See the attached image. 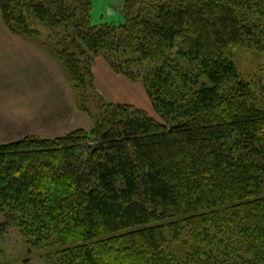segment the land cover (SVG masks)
Instances as JSON below:
<instances>
[{
    "label": "trees",
    "instance_id": "16d2710c",
    "mask_svg": "<svg viewBox=\"0 0 264 264\" xmlns=\"http://www.w3.org/2000/svg\"><path fill=\"white\" fill-rule=\"evenodd\" d=\"M123 2L115 27L92 24L91 0H0L12 34L51 32L79 97L116 56L158 118L107 103L90 130L0 145V236L48 264H264V88L231 57L264 53V0Z\"/></svg>",
    "mask_w": 264,
    "mask_h": 264
},
{
    "label": "crops",
    "instance_id": "0c3cea01",
    "mask_svg": "<svg viewBox=\"0 0 264 264\" xmlns=\"http://www.w3.org/2000/svg\"><path fill=\"white\" fill-rule=\"evenodd\" d=\"M105 69L103 94L120 100L124 96L117 94L123 92L128 100L134 84L107 65ZM78 125L90 130L91 120L78 111L58 61L41 46L12 34L0 12V145L29 135L39 137L58 126L80 130L75 129Z\"/></svg>",
    "mask_w": 264,
    "mask_h": 264
},
{
    "label": "rangeland",
    "instance_id": "374dc122",
    "mask_svg": "<svg viewBox=\"0 0 264 264\" xmlns=\"http://www.w3.org/2000/svg\"><path fill=\"white\" fill-rule=\"evenodd\" d=\"M91 2L92 24H108L110 26L115 27L125 24L127 10L125 8V3L123 2V0H91ZM140 6L141 5L137 3L128 12L134 15L135 13H137V10L140 8ZM37 29L42 34L41 38H33L29 40L24 38L22 39L32 42L33 44H37L38 46H41L45 50V52L51 55V53H49L44 48L45 42H53L52 39H50L51 32L47 30V28H45L43 25L37 26ZM52 57L55 59L54 56ZM231 57L236 63L237 69L241 77L250 82L253 86H255L256 89L262 90L264 88V53H261L256 49L238 47L237 49L233 50V54H231ZM115 61H117L116 56H106L105 58L104 56L100 55L95 58L91 69L94 90L91 88H86L84 92V97H79L75 93L73 87L67 82L72 92L75 94V102L78 111L85 113L89 117L92 126V116H94L95 119L98 118V116H101V114L104 113L103 109L105 108V105L107 103H121V101L124 100L125 102H122V104L125 103L131 105L132 107L145 111L148 115L152 116L153 118L158 119L153 111L152 103L149 97L147 96L145 88L143 87L142 82L140 80L133 82L134 91L133 93L127 96L129 101L125 99L126 94L123 92L117 94L120 96H124L120 100L114 98H107L103 94L104 86L107 82V79L103 76V72L106 70L105 66L107 65L110 70L114 72L109 66V63ZM97 87L102 88V92L101 90L97 89ZM67 128L66 126H58L57 129H55L54 131H51L50 133L41 134V136L39 137L40 139H54L57 137H61L73 130H67ZM81 128L82 126L79 125L75 127V129ZM2 222L3 216L0 214V224ZM0 264H48V261H46L40 255V253L34 250L29 251V248L23 243L21 237L15 230H8L7 233L0 236Z\"/></svg>",
    "mask_w": 264,
    "mask_h": 264
}]
</instances>
